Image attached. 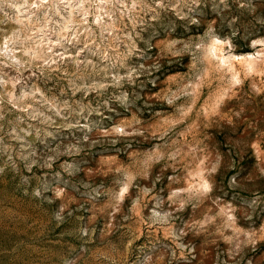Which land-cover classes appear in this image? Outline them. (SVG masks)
I'll return each instance as SVG.
<instances>
[{
  "label": "clouds",
  "instance_id": "clouds-1",
  "mask_svg": "<svg viewBox=\"0 0 264 264\" xmlns=\"http://www.w3.org/2000/svg\"><path fill=\"white\" fill-rule=\"evenodd\" d=\"M239 6L245 7L243 0ZM160 10L170 12L175 21L157 29ZM185 20L187 23H183ZM236 22L234 17L232 24ZM215 24L216 20L210 19L199 31L201 19L183 12L181 0H0V88L4 89L3 103L10 106L0 113V120L8 125L0 136V155L13 157L0 160V179L14 183L13 192L0 197V222L20 217L18 201L44 214L42 228L30 215L24 217L29 233L0 248V264H168L172 245L189 234L185 227H197L196 234L207 231L205 226L213 222L210 216L198 226L185 224L172 229L169 223L180 213H187L193 199L200 200L213 190L211 181L200 188L172 190L179 180L177 168L182 161L191 158L197 167H202L208 160L207 155H197L203 151L199 147L203 141L198 135L193 136V125L198 133L211 138L214 133L206 130L218 113L200 106L196 99L198 86L207 83V66L218 60L212 55L213 50L221 47L229 59L241 54L264 73V50L257 51L258 45L264 46V34L254 30L241 38L222 35ZM149 29L152 31L145 36ZM178 29L183 32L178 33ZM129 31L131 35L127 34ZM52 37L56 39L53 41ZM84 38L96 41L86 46V51L115 71L112 83L117 87L127 83L134 88L131 93L123 91L115 97L125 112L133 114L132 120L104 132L113 136L109 150L120 157L115 169L119 177L111 186L84 185V191H80L59 172L48 184L36 181V161L31 159L35 152L4 145L22 139L18 128L26 118L20 113L28 109L21 108L17 101L26 94L35 99L39 89L33 86L30 93L22 91L17 96L15 88L24 79L25 70L34 64L42 73L47 71L49 60L41 55V46H75ZM237 39L244 42L240 47L250 50L238 51ZM133 58L134 66L129 67L125 61ZM5 68L14 69L17 75L8 77ZM120 69H125L122 75ZM258 83L260 87L255 83L246 87L242 78H236L224 90L220 102L231 113L232 119L225 123L233 131L238 122L246 119L250 97H264V80ZM9 84L12 90L7 88ZM26 87L21 85L22 89ZM169 116L178 118L169 121ZM160 122L168 126L153 127V123ZM222 159L218 156L216 164L207 168L209 174L219 172ZM258 172L264 177V161ZM239 176L236 173L227 177L229 187L237 184ZM180 192L188 195L177 199ZM239 235L237 231L235 249L226 253L229 258L240 251L241 244L253 242L249 233H244L243 241ZM226 239L231 243L233 238Z\"/></svg>",
  "mask_w": 264,
  "mask_h": 264
},
{
  "label": "rangeland",
  "instance_id": "rangeland-1",
  "mask_svg": "<svg viewBox=\"0 0 264 264\" xmlns=\"http://www.w3.org/2000/svg\"><path fill=\"white\" fill-rule=\"evenodd\" d=\"M240 2L241 0H225L221 4L220 0H181V8L189 17L201 19L199 31H203V24L208 20L215 19V27L222 35L241 38L254 30H260V34H264V0H243L245 7H240ZM234 17L237 22L232 24ZM159 21L157 29L175 21V17L166 10H160ZM183 23H187V20ZM77 31L83 29L78 28ZM151 31L149 29L144 35L147 36ZM195 31L193 26V32ZM182 32V29H178V33ZM127 34L131 35V32ZM51 39L54 41L56 38ZM95 43V39L84 38L82 43L78 42L75 46L42 45L41 55L49 60V64L45 66L47 71L42 73L34 64L23 73L21 84L16 85L17 96L22 91L30 93L33 86L39 92L35 99L26 94L22 100L17 101L21 108L28 109V112L20 113L26 118V122L21 123L18 128L22 139L19 143L13 142L4 147H25L27 151L35 152L31 159L36 161L33 168L36 181L48 184L59 172L78 190L84 191V185L111 186L119 177L115 169L119 166L120 157L109 150V140L113 136H106L104 132L132 120L133 114L125 112L115 97L123 91L131 93L134 86L124 83L117 87L112 83L115 71L109 68L107 62H100L98 57L86 51V46ZM236 43L238 51L250 50L240 47L244 43L241 39H237ZM47 47H51V51H47ZM123 47L121 45V50ZM261 50H264V46L258 45L257 51ZM151 51L154 52L155 49ZM225 52L224 47L213 50L212 55L218 57V60L208 64L204 77L207 83L197 89L196 99L200 106L210 113H218L210 120L206 130L214 133L211 138L204 132L198 133L195 124L193 125V136L198 135L203 141L199 145L203 151L197 155L201 158L207 155L208 160L202 167H197L191 158L182 161L177 168L179 180L172 188L173 191L189 186L200 188L203 183L211 181L213 190L200 200L193 199L187 206V213H180L169 223L172 229L185 224L198 226V222L203 221L206 216L212 217L213 222L205 226L207 231L199 234H196L197 227H185L189 234L172 245L168 264H264V177L258 172L260 162L264 161V97H250L246 119L238 122L235 131L226 125L225 120L232 119L231 113L220 102L230 81L242 78L246 87L252 83L260 87L258 81L264 80V73L243 55L234 54L229 59ZM134 59L126 60L125 63L132 67ZM4 71L8 73V77L17 75L11 68H5ZM124 71L125 69H120L121 75ZM25 84L27 87L22 89L21 85ZM93 85L98 87L91 91L85 90ZM7 88L12 90V85H7ZM207 88H211V91H201ZM3 94L4 89L0 88V113L10 107L3 103ZM41 100L45 102L40 103ZM129 100H132L131 94ZM14 115L15 113L11 114L8 119H12ZM176 118L178 117L169 116L167 119L171 121ZM161 125L168 126L163 122L153 123V127ZM7 127L6 121L0 120V136L4 135ZM21 128L24 131H20ZM4 139L7 141V136ZM29 144L30 148L27 147ZM218 156L223 157L220 170L216 174H209L207 168L216 164ZM10 158H13L11 154L0 155V160ZM236 173H240L238 182L229 187L227 177ZM13 190V182L0 179V197ZM187 195L188 193L180 192L177 199H183ZM18 204L21 209L20 217L0 222V248L10 246L29 233L30 230L24 223L26 215H30L37 225L43 227L44 214L41 211L28 208L21 201ZM237 231L240 232V241L245 239L244 233H249L253 242L241 244L240 251L229 258L226 253L229 249H235ZM229 237L233 238L231 243L226 239Z\"/></svg>",
  "mask_w": 264,
  "mask_h": 264
}]
</instances>
